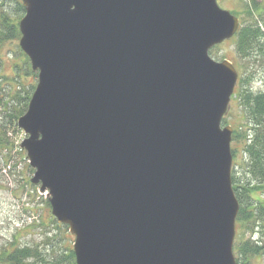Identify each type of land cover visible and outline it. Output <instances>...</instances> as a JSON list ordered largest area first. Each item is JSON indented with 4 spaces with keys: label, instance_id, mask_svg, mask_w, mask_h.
I'll list each match as a JSON object with an SVG mask.
<instances>
[{
    "label": "water",
    "instance_id": "water-1",
    "mask_svg": "<svg viewBox=\"0 0 264 264\" xmlns=\"http://www.w3.org/2000/svg\"><path fill=\"white\" fill-rule=\"evenodd\" d=\"M37 76L19 149L75 264H236L238 18L216 0H18Z\"/></svg>",
    "mask_w": 264,
    "mask_h": 264
},
{
    "label": "rangeland",
    "instance_id": "rangeland-1",
    "mask_svg": "<svg viewBox=\"0 0 264 264\" xmlns=\"http://www.w3.org/2000/svg\"><path fill=\"white\" fill-rule=\"evenodd\" d=\"M216 3L221 9L239 18V29L243 24H250L252 18H256L258 27L264 34V0H216ZM249 11L253 13L251 16H249ZM238 31L232 39L223 41L210 49L209 57L217 62L228 60L236 68L238 80L234 93L239 94L243 91L242 79L249 74L253 75V79L248 84L249 89L253 93L263 92L264 57L261 59L256 55L257 58H255V53L254 55H239L236 46ZM19 38L15 41L4 42L0 49L2 58L0 72L3 78L0 83V96L2 97L0 126L3 134L1 139L7 143L4 148L0 147V253L3 249H12L15 246H29L34 250L37 249L40 254L38 258L30 260L31 264H75V259L74 263L67 259L73 249L72 243L75 237L69 233L68 227L58 224L51 216V207L45 195L39 194V185L29 183L34 170L26 160V153L19 149L25 135L23 131L17 129V121L12 118L15 112L10 105L11 102L7 109L4 105L8 92L17 89L15 78L19 77L22 84H31L34 88L37 83L35 73L33 74L36 78L29 74L26 75L23 70L26 56L23 55L18 45ZM260 44L264 45V38L260 40ZM256 59L257 62L253 63ZM27 62L29 66V61ZM235 96L231 98L232 101L222 120V126H231L234 131L238 129L243 135L247 129V122H244L242 106ZM19 106L23 107V104ZM230 144L234 152V155L231 153L232 164L236 165L235 172L239 176L242 170L237 165L243 160L241 150L245 143L243 140L233 141L231 138ZM252 262L264 264V256L253 258Z\"/></svg>",
    "mask_w": 264,
    "mask_h": 264
},
{
    "label": "trees",
    "instance_id": "trees-1",
    "mask_svg": "<svg viewBox=\"0 0 264 264\" xmlns=\"http://www.w3.org/2000/svg\"><path fill=\"white\" fill-rule=\"evenodd\" d=\"M10 1L0 0V49L4 42L15 41L20 37L18 21L25 14L20 1ZM248 13L249 16L253 14L250 11ZM255 19L252 18L250 24L241 26L237 33L238 42L236 46L239 55H254L255 53V56L257 55L262 59L264 57V45L260 44V40L264 38V34ZM25 58L26 62L23 65L25 74L36 78L28 66V58ZM255 62L257 59L253 61V63ZM1 63L2 58L0 56V71ZM252 76L249 74V76L244 77L242 79L243 91H240L239 94L234 93L235 99L239 100L242 106L244 122H247V129L243 135L238 129L232 132L233 141L240 139L245 143L241 150L243 160L237 165L242 170L240 175L237 176V172H235L236 165L232 164L231 169V185L239 208L233 245L236 264H254L253 258H263L264 256V91L253 93L249 89L248 84L253 79ZM15 79L17 89L8 92L7 101H4V105L7 109L9 102H11L10 105L15 112L12 118L17 121L18 117L27 110L30 96L35 88L31 84H22L19 77ZM2 81L0 72V83ZM1 101L2 97L0 96ZM20 104H23V107H20ZM16 106L19 107L16 108ZM1 130L2 127L0 126V147L4 148L7 143L1 139L3 135ZM231 153L234 155L233 150ZM246 234H248L247 237ZM39 255L37 249L34 250L29 246H15L12 249L2 250L0 264H31L32 261L30 260L38 258ZM67 259L74 263L72 251L68 254Z\"/></svg>",
    "mask_w": 264,
    "mask_h": 264
},
{
    "label": "flooded vegetation",
    "instance_id": "flooded-vegetation-1",
    "mask_svg": "<svg viewBox=\"0 0 264 264\" xmlns=\"http://www.w3.org/2000/svg\"><path fill=\"white\" fill-rule=\"evenodd\" d=\"M238 20H239V18H238ZM239 22H240V20H239ZM239 24V23H238ZM240 25V24H239Z\"/></svg>",
    "mask_w": 264,
    "mask_h": 264
}]
</instances>
